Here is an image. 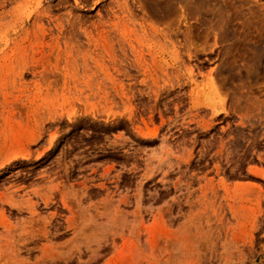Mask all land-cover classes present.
<instances>
[{"label":"rangeland","instance_id":"1","mask_svg":"<svg viewBox=\"0 0 264 264\" xmlns=\"http://www.w3.org/2000/svg\"><path fill=\"white\" fill-rule=\"evenodd\" d=\"M0 264H264V0H0Z\"/></svg>","mask_w":264,"mask_h":264}]
</instances>
